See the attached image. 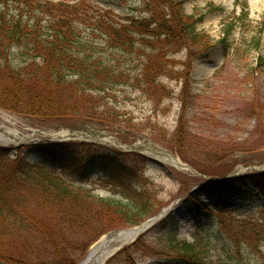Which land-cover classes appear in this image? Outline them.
Listing matches in <instances>:
<instances>
[{
  "label": "rangeland",
  "instance_id": "obj_1",
  "mask_svg": "<svg viewBox=\"0 0 264 264\" xmlns=\"http://www.w3.org/2000/svg\"><path fill=\"white\" fill-rule=\"evenodd\" d=\"M59 1L54 3L63 6L79 3V8H82L79 18L88 22L81 28L85 42H106L100 30L91 36L88 34L92 28L90 24H95L98 19L97 13L112 17L109 24L115 29L120 27L115 15L119 12L143 16L144 0ZM236 2L183 0L186 15L203 18L196 28L205 39L199 44L189 39L181 45L164 47L159 59L164 60L159 61L160 68L156 71L163 74L158 79L160 86L154 84L150 91L139 87L134 80L140 74L138 54H133L134 59L121 55L128 61L121 69L131 81L111 86L106 91L108 103L104 102L101 107L93 106L92 110L96 117L105 120L99 125L107 132L102 138L109 148L136 155L113 156L111 152L95 147L62 148L66 150L60 155H45L38 149L40 143L48 147L52 145L50 143L58 142L52 139V134H60L76 124L77 117L86 113L85 107L83 110L70 108L60 118L33 119L0 106V131L11 130L25 138L24 141L19 139L20 143L16 145L1 143L0 148L22 149L32 162L59 170L73 159L85 161L86 175L77 171L69 178L82 186V190H89L104 199L127 203V190L117 182L120 179H111L113 174L108 173L107 159H117V163L124 165L132 174L128 180L132 183L129 190L133 193L149 191L156 200L153 212L143 221L152 219L150 230L141 234L135 240L137 242H119L122 245L119 252L123 250L119 257L111 255L106 260L99 257L90 260L97 242L139 225L108 231L91 245L87 235L79 237L75 243L70 241L74 248L64 255L66 263L55 258L51 244L44 237L48 227L43 226L23 244L14 239H2L4 255L13 257L11 262L0 260V264L18 261L21 264H175L174 260L179 255L174 250L176 242L193 244L204 241V238L211 240L208 247L211 256L206 259L214 264H264V232L258 235L251 231L252 224L264 227V221L256 220L261 217L263 196L257 187L259 179H255L264 173V0H239L241 8L235 13ZM243 7L247 8L244 13L247 17L241 16ZM35 8L30 12L23 11L26 14L24 19H32L33 24L41 28L48 27L55 17ZM9 9L15 11L13 6L7 12ZM144 15L148 19L151 13L146 10ZM103 21L107 23L106 19ZM230 23L234 24V29L228 32ZM43 31V34H48ZM104 46L100 43V47ZM170 47L171 51L167 53ZM13 50L17 49L14 47ZM37 60L42 63V59ZM138 142L143 144L140 151L121 147V144H128L136 149ZM151 144L180 158L192 168L174 166L170 161L154 157L147 148ZM10 153V157H0L1 163L15 159V152ZM134 169L136 175H133ZM222 176L227 178L212 182L213 177ZM211 182V185L204 186ZM20 184L25 186L22 180ZM11 185L10 192L19 194L18 180H12ZM25 191V188L21 189V193ZM195 198L207 208L198 216L199 220L192 215ZM224 210V214H219ZM234 210L236 214L231 213ZM163 211V216L156 218ZM120 225L128 224L121 222ZM225 227L230 229L232 237L237 236V245L232 248L229 243L232 245L234 240L228 237ZM174 229L177 233L172 240ZM57 233L59 239H70L67 229L57 228ZM14 253H26L27 256L20 257ZM64 256L61 254L59 259Z\"/></svg>",
  "mask_w": 264,
  "mask_h": 264
},
{
  "label": "trees",
  "instance_id": "obj_2",
  "mask_svg": "<svg viewBox=\"0 0 264 264\" xmlns=\"http://www.w3.org/2000/svg\"><path fill=\"white\" fill-rule=\"evenodd\" d=\"M0 5V106L33 119L49 116L60 118L70 108L83 110L84 106L86 113L82 117L102 120L96 117L92 107H101L107 102L106 91L111 86L131 81L121 69L128 62L121 55L134 59L133 54H138L137 69L140 74L134 80L139 87L150 91L154 84L160 86L158 79L163 74L156 71L160 68L159 61L164 60H159L164 47L181 45L189 39L194 44H199L205 39L198 34L196 28L203 18L186 15L183 0H144L143 16L137 17L131 12L117 16L120 26L118 29L109 24L112 17L95 14L98 19L95 24H90L92 28L88 34L91 36L100 30L106 42L99 43L95 40L85 42L82 37L81 28L88 22L79 18L82 8L78 4L63 6L48 0H0ZM12 6L15 11L9 9L7 12ZM33 7L55 19L45 28L33 24L32 19L25 20L26 14L22 12H30ZM146 10L151 13L148 19L144 17ZM244 11L243 9L242 13ZM105 19L107 23L103 21ZM229 26L228 32L234 29L233 23ZM41 29L48 34H43ZM185 36L186 40L183 39ZM100 43L105 48L100 47ZM259 44L260 39L256 43L257 48ZM14 47L17 50L14 51ZM171 47L167 53L171 51ZM118 53L121 57L115 56ZM39 58L42 63H38ZM62 148L66 147H44V144H40L38 149L45 152V155L54 157L66 150ZM11 151L9 148H0V157H10ZM14 152L15 159L9 163L0 161V242L2 239H14L23 244L29 241L28 237L33 236L36 230L40 232L43 226H47L48 229L44 232L46 242L51 244L55 258L66 263L67 257L64 255L74 248L70 241L75 243L79 241V237L87 235L88 244L90 242L91 245L108 231L137 225L153 212L156 200L149 195V191L133 193L129 190L132 183L128 180L132 178V174L127 172L124 165L118 164L117 159H107L110 168L108 173L113 174L111 179H120L117 182L127 190V203L104 199L89 190H82V186L69 178L77 171L83 175L87 172L85 161L73 159L59 170L49 168L44 163L32 162L28 153H24L22 149ZM135 171L134 169L133 175H136ZM257 178L263 205L259 212L261 217L256 216V220L264 221V175ZM15 179L19 182L20 193L13 195L10 191L12 180ZM21 180L25 186L20 184ZM24 188L26 191L21 193ZM192 209V215L199 220L198 216L207 208L200 201L194 200ZM225 212L226 210L219 214ZM231 217L235 216L231 214ZM121 222L128 225H120ZM57 228L67 229L70 239H59ZM225 229L228 237L234 240L232 245L229 243L232 248L237 245V236L232 237L230 229ZM251 231L260 235L259 233L264 232V227L252 224ZM176 233L177 231L172 240ZM210 241L209 238H204V241L193 244L176 242L174 250L179 255L174 260L175 264H214L206 259L211 256L208 248ZM1 245L0 243V260L11 262L10 258L13 256H5ZM14 254L27 256L26 253ZM61 254L64 257L59 259Z\"/></svg>",
  "mask_w": 264,
  "mask_h": 264
},
{
  "label": "bare ground",
  "instance_id": "obj_3",
  "mask_svg": "<svg viewBox=\"0 0 264 264\" xmlns=\"http://www.w3.org/2000/svg\"><path fill=\"white\" fill-rule=\"evenodd\" d=\"M63 134L60 133L58 137L62 136ZM52 136H57V134H52ZM19 139H22L24 141L23 136H19V134H15V132L11 130H7L6 132L0 131V144L1 143H8L12 145H16L19 142ZM21 141V140H20ZM148 151L150 153H153L154 157H158L159 159L166 160L167 162L170 161V163L174 166H179L180 160L177 159V157H174L171 153H165L164 151L160 150L158 147L153 146L152 144L147 146ZM144 230L143 226H139L136 228H131L127 231L119 232L117 236L115 237H108L100 240L97 242V246L94 249V252L91 254V258H101L103 260H106L113 254L115 251L119 250V248L122 246L119 245V242H126L133 240L134 238L138 237L141 232ZM116 243V244H114ZM118 245L114 248V245ZM112 247V248H111ZM111 248V249H110Z\"/></svg>",
  "mask_w": 264,
  "mask_h": 264
}]
</instances>
